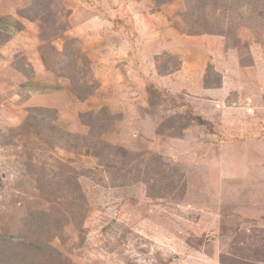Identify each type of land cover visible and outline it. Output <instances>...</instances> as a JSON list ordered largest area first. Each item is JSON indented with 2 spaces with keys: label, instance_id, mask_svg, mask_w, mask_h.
Returning <instances> with one entry per match:
<instances>
[{
  "label": "rangeland",
  "instance_id": "rangeland-1",
  "mask_svg": "<svg viewBox=\"0 0 264 264\" xmlns=\"http://www.w3.org/2000/svg\"><path fill=\"white\" fill-rule=\"evenodd\" d=\"M212 2L0 0V234L72 264H264V0Z\"/></svg>",
  "mask_w": 264,
  "mask_h": 264
},
{
  "label": "trees",
  "instance_id": "trees-1",
  "mask_svg": "<svg viewBox=\"0 0 264 264\" xmlns=\"http://www.w3.org/2000/svg\"><path fill=\"white\" fill-rule=\"evenodd\" d=\"M186 2L189 0H185ZM207 3V0H195V2ZM232 5L228 4V2H224L220 4V8L217 9L218 3L212 2V6H215V11L220 12L222 15L224 12L232 11V9H237L241 7V4H239L242 0H229ZM209 4V3H207ZM248 4V3H247ZM28 11V9H27ZM25 16V15H24ZM25 18L29 20H35L36 18L39 20H43L41 18V13L39 10L35 9L32 11V17L25 16ZM249 21L251 22V29L255 28V25H253V17H249ZM206 26V25H205ZM253 26V27H252ZM48 28V27H47ZM231 29V27H229ZM229 29L228 32L230 31ZM227 30H220L217 25H211L210 27H205L201 32H193L191 34H208V35H217V36H226L229 34ZM78 92H81L78 91ZM89 93H86L85 96L78 95L80 100H83ZM191 121H195L199 125H204L205 121L201 119L200 117H194L190 118ZM190 121V122H191ZM29 124V123H28ZM185 127V125H184ZM53 128V127H52ZM54 129V128H53ZM122 150H115L114 155L118 156V152ZM96 157L98 155H95ZM119 157V156H118ZM120 157H125L123 154ZM42 175L39 174L36 178L37 182V188L41 193H44L45 188L47 187V181L44 180ZM49 185V184H48ZM47 194V191H46ZM33 214H29L28 217H26L23 221L26 226L30 227H48L56 229V226H58L59 221L56 217L53 215H47L43 211H34ZM24 230V228H22ZM21 229L18 236H8L6 234L2 235L0 234V264H72L70 261H68L66 258L62 257V255L56 251L52 246L49 245V233L48 231H44L43 233H39L37 239L35 241L30 240L29 236L31 233H28L27 236L25 232H23ZM32 232V231H31ZM32 235L34 236V233L32 232ZM47 236L48 240H43L42 238L44 236ZM221 264H240V262L231 259L230 257H221L220 258Z\"/></svg>",
  "mask_w": 264,
  "mask_h": 264
}]
</instances>
